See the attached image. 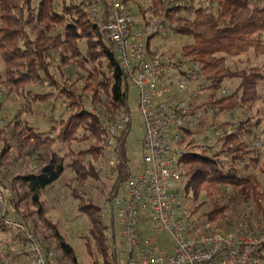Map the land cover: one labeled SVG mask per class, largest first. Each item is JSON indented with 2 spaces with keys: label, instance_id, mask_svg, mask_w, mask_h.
<instances>
[{
  "label": "trees",
  "instance_id": "1",
  "mask_svg": "<svg viewBox=\"0 0 264 264\" xmlns=\"http://www.w3.org/2000/svg\"><path fill=\"white\" fill-rule=\"evenodd\" d=\"M124 1L139 7L140 17L147 20L141 2ZM180 1L183 5L177 6L166 0H149L148 7L154 15L165 17L172 32L189 39L179 55L202 66L207 95L197 108H202L204 116L182 130L181 143L189 138L183 159L187 167L185 200L187 204L188 200L197 201L206 189L219 191L225 198L223 190L233 189L227 202H213L201 214L203 220L192 223V235L235 227L229 217L233 203L252 204L263 215L260 226H264V161L251 141L262 118L244 116L259 101L264 102L260 93L264 66L233 68L226 59L251 51L264 56V0ZM88 9L91 6L85 0H0V58L4 64L0 90L8 88L23 96L29 113L37 103H65L67 107L65 117L50 110L43 125L17 115L14 122L0 128V181L12 189V212L52 251L54 241L62 252L56 256L58 264L78 262L73 248L47 217L45 191L66 172L71 173L65 185L77 201L76 210L87 218L89 254L105 256V264H113L109 225L102 218V207L84 188L90 180L101 181L106 171L112 179V196L129 178L131 122L129 131L118 137L119 158L111 167L106 153L109 128L103 118L116 121L132 116V86L114 44L102 30L106 14L96 17ZM190 13L193 17L187 15ZM135 26L143 24L135 22ZM232 80H238V85L227 92L224 87ZM45 83L50 90L33 91L32 86ZM222 114L233 118L219 124L225 135L217 138V148H196L195 135ZM244 217L241 222H258L254 212ZM4 236L12 237L16 251L9 245L4 253L0 245V264H20L21 235L0 227V241Z\"/></svg>",
  "mask_w": 264,
  "mask_h": 264
},
{
  "label": "built area",
  "instance_id": "2",
  "mask_svg": "<svg viewBox=\"0 0 264 264\" xmlns=\"http://www.w3.org/2000/svg\"><path fill=\"white\" fill-rule=\"evenodd\" d=\"M85 1L94 16L106 14L102 30L137 90L136 116L116 121L103 118L109 128V165L114 167L118 161V137L129 131L135 117L140 118L144 132L140 141L144 157L133 163L129 160V178L102 207L103 220L120 232L118 246H113V264H264V226L255 228L240 222L227 231L192 235L193 221L182 183L183 159L189 148L181 141L183 128L203 116L196 108L205 89L202 66L152 49L153 39L163 41L171 32L165 17L154 15V10L143 26L136 27L132 6L124 0ZM166 1L183 5L180 0ZM223 131H218L219 137L225 135ZM254 146L262 147L259 142ZM12 195V189L0 181V227L21 235L26 259L20 264H58L54 252L13 214ZM163 233L171 237V250L158 245V236ZM4 237L1 241L16 251L15 244Z\"/></svg>",
  "mask_w": 264,
  "mask_h": 264
},
{
  "label": "rangeland",
  "instance_id": "3",
  "mask_svg": "<svg viewBox=\"0 0 264 264\" xmlns=\"http://www.w3.org/2000/svg\"><path fill=\"white\" fill-rule=\"evenodd\" d=\"M143 5L142 7L147 10L146 16L147 18L151 14L150 11L153 10L149 6V0H138ZM148 8V9H147ZM133 13L135 15V22L137 25H144L145 21L142 17H140V9L137 8L136 5L132 7ZM88 11L92 14L91 10ZM154 14V13H153ZM189 17H193V15L187 14ZM189 41V39L172 32L165 38L163 41H158L153 39L151 41V47L154 51L163 55H176L178 56L181 53L183 46ZM227 63L231 65L233 68H244L250 66H264V56L257 57L251 51L248 54L241 56H233L228 57ZM4 72V64L2 59L0 58V73ZM60 76L59 73H57ZM238 85V80L228 81L225 85V89L227 92L232 91ZM33 91L35 92H43L44 90H50V87L45 83L43 85H35L32 86ZM224 89V90H225ZM225 90V91H226ZM260 93L264 98V84L260 88ZM206 89H204L203 93L197 100L196 108L199 104L203 103L206 100ZM26 99L23 96H20L16 91L6 88L0 90V128L6 126L8 123L14 122L15 118L19 117L21 119H29L31 122L36 123V125H43L45 121V114L51 110L55 116H67V107L65 103H60L57 105H52L51 102L48 103H37L33 106V111L31 113L25 110ZM129 103L131 105V115H137V90L131 87ZM201 110L203 116L204 112L202 108H197ZM212 115V113L210 114ZM202 116V117H203ZM245 117H254V118H262V124L257 130V134L253 135L251 138L252 143L259 142L262 147L256 149V152L260 155V158L264 161V102L259 101L253 110L246 111L244 114ZM201 117V118H202ZM209 117L208 119H210ZM233 117L228 114H222L217 117L213 122L209 121L206 130L202 131L195 135L194 146L198 149H202L203 147H211L212 149L217 148V138L219 137L218 131H223V127L219 125L225 121L231 120ZM237 120V119H236ZM132 127L129 133V159L130 162H137L138 160L144 157V151L141 147V139L144 134L142 122L139 117H135L132 122ZM48 127L45 126L44 129ZM231 129V128H229ZM224 132V131H223ZM189 140L186 138L183 147H185V143ZM187 148V147H186ZM184 176L182 183L185 185L187 181L186 173L187 167L184 164ZM71 176V173L68 171L64 175L63 179L55 184L50 189H47L43 194V199L46 201L47 208V217L51 220L53 224H56L60 234L63 236L64 240L73 248L74 253L77 258L78 264H94V260H97L98 264H105V256L96 254L95 258H93L88 251L86 245V238L89 236L88 232V221L84 215H81L79 211L76 210L77 201H75L65 185V181L68 177ZM102 180L97 182L94 180H90V182L85 186L84 190L91 193L95 202L99 204L101 207L107 202V200L111 197V186L112 179L106 176V171L102 172ZM8 181V180H6ZM264 188V180L262 182ZM219 191H208L204 190L201 194V197L197 201L188 200V207L190 206L191 216L193 224L196 222L203 220L201 214L207 210H209L213 206V202L217 200H223L224 202L228 201V198L233 193L232 187H227V189L223 190L222 198ZM195 210V211H194ZM193 211V212H192ZM250 212H254L257 215V221L253 222L252 226L257 228H262L260 226V222L263 220V215L258 214L256 208L252 204H248L246 206H241L237 203H233L231 205L229 211V217L235 221V224L240 223L242 220L241 216H246ZM240 216L239 218H237ZM245 218V217H244ZM107 223V222H106ZM109 232L111 234L110 245L114 246L115 244L118 246L120 240V232L119 229L113 227L112 224H109ZM115 228V234L113 235V231ZM150 230V229H149ZM200 230V229H199ZM151 231V230H150ZM6 239H12L10 236H5ZM1 251L4 247L9 248V245L6 241H0ZM158 245L166 250H171L173 247V243L171 237L167 233L160 234L158 236ZM53 252L56 256H62V252L60 249L55 248L54 241L52 243ZM14 248V247H12ZM114 248V247H113ZM95 250V249H94ZM26 259V258H25ZM23 256H19L18 260L20 262H25ZM11 263V262H10ZM16 264V262H13Z\"/></svg>",
  "mask_w": 264,
  "mask_h": 264
},
{
  "label": "crops",
  "instance_id": "4",
  "mask_svg": "<svg viewBox=\"0 0 264 264\" xmlns=\"http://www.w3.org/2000/svg\"><path fill=\"white\" fill-rule=\"evenodd\" d=\"M130 144V143H129Z\"/></svg>",
  "mask_w": 264,
  "mask_h": 264
}]
</instances>
